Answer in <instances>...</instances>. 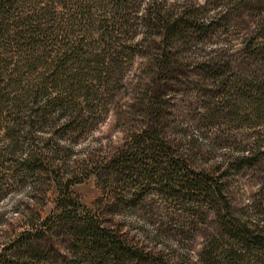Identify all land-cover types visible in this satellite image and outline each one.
<instances>
[{"label": "rangeland", "instance_id": "374dc122", "mask_svg": "<svg viewBox=\"0 0 264 264\" xmlns=\"http://www.w3.org/2000/svg\"><path fill=\"white\" fill-rule=\"evenodd\" d=\"M121 1L129 32H117L109 50L98 27L100 20L119 23L109 0L83 2L93 23L78 26L69 23L71 8L53 10L72 41H85L109 74L104 82L91 79L92 101L74 104L65 96L66 111L38 123L34 142L21 137L14 147L6 127L14 126L16 116L3 114L0 252L30 233L32 248L45 256L25 257L27 264H89L77 256L72 228L77 220L92 219L175 264H210L213 250L222 255L216 258L220 264H264V256L244 250V262H234L235 253L243 252L237 251L229 233L233 226L224 217L264 229V116L253 115L245 100L252 87L258 94L256 84L264 76L262 56L252 51L262 33L257 23L264 0ZM152 3L179 18L178 34L167 41L163 29L141 24ZM134 43H140L134 50L120 49ZM7 50L0 55L11 57L12 48ZM93 67L103 75L102 67ZM32 76L26 73L24 79ZM140 130L159 133L173 157H183L193 174L218 181L223 196L167 199L154 182L130 180L137 163L118 169L112 161L124 152L135 160L132 135ZM30 151L41 155L28 170L20 161Z\"/></svg>", "mask_w": 264, "mask_h": 264}, {"label": "trees", "instance_id": "16d2710c", "mask_svg": "<svg viewBox=\"0 0 264 264\" xmlns=\"http://www.w3.org/2000/svg\"><path fill=\"white\" fill-rule=\"evenodd\" d=\"M85 1L87 0H0V51L8 52L7 49L12 48L13 53L11 57L0 55L3 56L0 57V130L4 113L16 116L14 126L6 127L14 147L21 137L34 142L33 132L36 125L44 123L50 114H63L66 111L64 100L66 97L74 104L80 99L92 101L94 92L91 90V79L104 82L109 74L104 60L100 59L97 53L91 52L85 41H72L66 32L65 23L61 19L58 20L53 11L58 6L71 8L67 17L69 23L74 26L82 24L83 21L93 23L91 9L82 5ZM109 1L120 19L119 23L111 24L103 20L98 21L103 45L108 50L118 40L114 35L117 32H129L130 26L119 12L124 8L122 5L124 2ZM29 2L35 3L33 4L35 8L26 13L25 9ZM140 20L143 27L163 29L166 41L178 34L181 27L177 24L179 18L172 19L160 6L153 3L145 9ZM257 26L262 33L259 34V42L253 44L252 51L254 54H260L262 56L260 60L264 63V10L260 14ZM139 45L140 43L121 44L120 49L134 50ZM163 59L165 61L168 57L164 55ZM94 65L104 69L102 72L104 76L93 67ZM26 73L33 75V78L26 81L24 79ZM256 85L258 94L253 91L254 87L250 89L247 87L249 93L245 100L253 115L264 116V76ZM25 128L24 133L22 130ZM132 138L133 144L137 147L135 160L133 156L124 152L112 161L113 166H117L118 169L124 165L137 163L138 168H131L130 180L135 182L145 180L147 184L154 182L161 187L160 192L167 199L173 197L193 201L194 197L211 200L223 196V187L218 181L210 182L200 174H193L192 168L183 157H173L175 155L171 153L170 148L167 149L161 144L159 133L148 134L140 130L134 133ZM162 151H165L164 156L160 155ZM40 155L41 153L30 151L20 163L30 170ZM241 158L247 159V155ZM224 217L229 218L227 225L233 226L229 233L237 242V251L244 250L263 257L264 229L256 223L250 225L240 223L239 219L232 215ZM63 220L64 217L61 215L60 221ZM72 233L77 256L84 258L89 264H175L171 259L148 253L129 244L92 219L84 223L77 220ZM32 237L30 233H23L12 241L8 248L0 252V264H27L25 257L33 260L44 258L43 250L32 248L34 242ZM214 252L215 250L210 253V264L212 261L213 264H220L216 258L222 255H216ZM235 254L234 262L240 260L244 262L246 256L244 252ZM227 260L229 261L225 259L224 262Z\"/></svg>", "mask_w": 264, "mask_h": 264}]
</instances>
